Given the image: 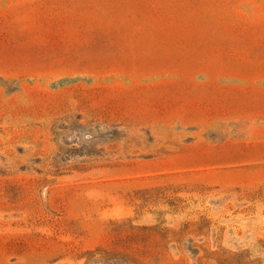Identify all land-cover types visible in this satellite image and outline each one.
I'll use <instances>...</instances> for the list:
<instances>
[{
    "label": "rangeland",
    "instance_id": "374dc122",
    "mask_svg": "<svg viewBox=\"0 0 264 264\" xmlns=\"http://www.w3.org/2000/svg\"><path fill=\"white\" fill-rule=\"evenodd\" d=\"M0 264H264V0H0Z\"/></svg>",
    "mask_w": 264,
    "mask_h": 264
}]
</instances>
